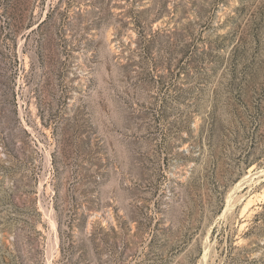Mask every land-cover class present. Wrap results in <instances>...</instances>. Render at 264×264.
I'll use <instances>...</instances> for the list:
<instances>
[{
	"label": "rangeland",
	"instance_id": "1",
	"mask_svg": "<svg viewBox=\"0 0 264 264\" xmlns=\"http://www.w3.org/2000/svg\"><path fill=\"white\" fill-rule=\"evenodd\" d=\"M0 264H264V0H0Z\"/></svg>",
	"mask_w": 264,
	"mask_h": 264
},
{
	"label": "bare ground",
	"instance_id": "2",
	"mask_svg": "<svg viewBox=\"0 0 264 264\" xmlns=\"http://www.w3.org/2000/svg\"><path fill=\"white\" fill-rule=\"evenodd\" d=\"M245 208H246V206H245ZM245 210V209H244Z\"/></svg>",
	"mask_w": 264,
	"mask_h": 264
}]
</instances>
